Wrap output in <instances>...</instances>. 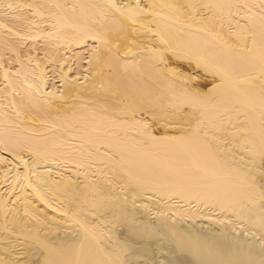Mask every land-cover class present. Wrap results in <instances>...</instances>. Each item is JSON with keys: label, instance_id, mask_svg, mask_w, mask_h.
<instances>
[{"label": "bare ground", "instance_id": "obj_1", "mask_svg": "<svg viewBox=\"0 0 264 264\" xmlns=\"http://www.w3.org/2000/svg\"><path fill=\"white\" fill-rule=\"evenodd\" d=\"M0 264H264V0H0Z\"/></svg>", "mask_w": 264, "mask_h": 264}, {"label": "rangeland", "instance_id": "obj_2", "mask_svg": "<svg viewBox=\"0 0 264 264\" xmlns=\"http://www.w3.org/2000/svg\"><path fill=\"white\" fill-rule=\"evenodd\" d=\"M196 72H198V71H196ZM200 73L201 72H198V73L194 74L195 75V79H196L195 82L199 81L200 83L199 82H197V83L201 84V87H203V88H204V85H205V88L209 87V85H210L209 84V82H210L209 77L205 76L203 73H201V74Z\"/></svg>", "mask_w": 264, "mask_h": 264}]
</instances>
